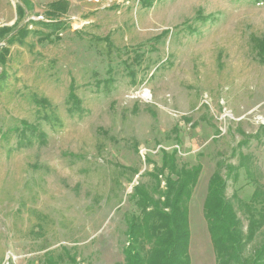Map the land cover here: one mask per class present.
Segmentation results:
<instances>
[{"label":"rangeland","instance_id":"obj_1","mask_svg":"<svg viewBox=\"0 0 264 264\" xmlns=\"http://www.w3.org/2000/svg\"><path fill=\"white\" fill-rule=\"evenodd\" d=\"M23 1L0 0V28L66 25L58 39L29 26L40 35L0 43V264H43L49 253L69 264L64 249L77 264H121L132 188L149 184L142 175L161 150L201 167L188 254L217 264L202 213L211 175L226 180L243 232L255 183L264 195V0H30L18 20ZM70 89L80 112L69 111ZM32 95L58 123L38 117ZM20 121L36 126L21 129L25 139L13 131ZM263 242L264 223L245 256Z\"/></svg>","mask_w":264,"mask_h":264},{"label":"trees","instance_id":"obj_2","mask_svg":"<svg viewBox=\"0 0 264 264\" xmlns=\"http://www.w3.org/2000/svg\"><path fill=\"white\" fill-rule=\"evenodd\" d=\"M29 1L24 0L22 5L16 7L18 20L24 18L25 10H28L30 6ZM143 1H146L144 5H147L149 0ZM62 4L66 5L65 1L50 4L51 11L48 13L50 17L57 9H60ZM18 24L0 28V43L10 45L15 41L21 42L30 34L40 35L38 30L29 29V26H39L50 30L58 39L59 32L64 30L66 25L65 22H54L53 20H48V22L29 20L21 26ZM251 41L253 42L252 39ZM104 42L107 47H112L107 39ZM6 53L7 48L1 47L0 87L8 78L7 71L4 69L6 67ZM130 75L133 73L130 72ZM73 92V89H70L67 97V104L70 105L69 111L80 112L81 103ZM31 100L40 108L36 111L38 117L42 116L45 121L53 120L58 123L54 114L47 112V109L52 107L48 100L38 98L36 95H32ZM20 124V128L16 126L13 131L20 133L23 139H25V132H21L22 128L33 127L34 129L36 127L26 121H20ZM2 136L6 138L5 133ZM37 137L43 139L44 134L39 132ZM29 142L30 140H27V143ZM160 153V164H155L151 172L142 175V177H149V184L138 182L132 188L129 199L134 204L136 213L125 216L126 244L122 249L123 261L121 264H190L187 205L201 167L199 165L179 166L175 150L171 153L161 150ZM240 166H244L243 162L239 163L238 167ZM245 168L247 177L255 181L253 173L247 167ZM226 169L230 175L233 167L226 166ZM134 172L137 174V170ZM226 186V180L223 179L221 173L215 171L209 178L207 195L202 208L216 263L264 264V242L253 251L251 257L245 256L247 245L254 240L256 233L264 223V211H262L264 209V195L259 189V184L255 183L250 202L244 207L248 221L245 232L241 228L233 205L225 198ZM64 253L69 258V264H77L75 258L70 256L66 249H64ZM42 263L65 264L60 254L53 257L50 253L46 254Z\"/></svg>","mask_w":264,"mask_h":264}]
</instances>
